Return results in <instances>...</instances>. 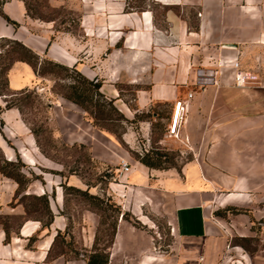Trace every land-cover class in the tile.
<instances>
[{"label": "crops", "instance_id": "1", "mask_svg": "<svg viewBox=\"0 0 264 264\" xmlns=\"http://www.w3.org/2000/svg\"><path fill=\"white\" fill-rule=\"evenodd\" d=\"M84 2L90 7L82 21L84 30L88 28L85 47L64 36L51 41L50 25H40L30 17L23 0L2 3L3 14L16 24L0 14V38L20 41L40 59L47 53L87 78L97 73L81 63L75 52L83 50L90 59L107 52L104 67L141 85L139 106L183 100L186 107L180 131L193 147L195 159L181 170L135 162L122 179L127 192L146 185L161 194L176 241L165 257L170 264H264V248L247 252L230 241V226L238 228L244 219L231 216L228 225L216 213L226 204L249 205L252 213L259 208L264 211V0ZM234 59L238 68L229 63ZM237 71L248 72L251 78L237 85ZM43 79L22 60L13 62L8 71L13 91L37 86ZM103 85L110 88V84ZM174 113L175 107L172 119ZM0 116L7 136L24 137L25 144L17 148L22 160L36 165L42 154L19 110L6 109ZM89 133V145L96 154L97 143L91 136L96 140L97 129L90 125ZM0 148L8 158L15 153L1 136ZM43 180L31 183L29 189L38 195L51 194L49 226L44 228L39 219L25 217L7 239L0 222V264H86L82 257L49 258L54 237L64 230L66 219L60 179L47 176ZM15 189V182L0 178V214L23 213L18 202L8 205ZM32 236L36 238L30 241ZM91 242V237L89 243L86 238L85 246Z\"/></svg>", "mask_w": 264, "mask_h": 264}, {"label": "rangeland", "instance_id": "2", "mask_svg": "<svg viewBox=\"0 0 264 264\" xmlns=\"http://www.w3.org/2000/svg\"><path fill=\"white\" fill-rule=\"evenodd\" d=\"M24 1L32 8L30 17L40 25H50L51 41L64 36L76 39L82 47L87 45L88 28L84 30L82 21L90 7L84 0ZM75 53L81 63L96 71L88 79L100 82L99 88H91L84 74L73 66H62L47 53L42 60H36L20 44L0 39V113L10 108L19 110L42 154L36 165L24 162L17 151L25 144L24 137L7 136L4 121L0 123V136L5 145L15 150L8 158L0 148V178L16 183L8 205L18 202L23 211L0 214V222L10 233L25 217L47 223L51 216L49 200L32 193L29 185L44 183L47 176L57 177L66 226L56 238L54 252L63 250L72 257L68 259L82 257L86 264L92 254L97 259L106 256V264H170L165 257L171 254L176 241L161 194L146 185L127 192V182L122 181L126 173L120 163L125 159L131 166L147 158L158 162L159 169L181 170L195 159L194 149L181 131L178 137L169 133L174 103L152 101L139 106L137 92L141 85L121 79L119 71L104 67L107 52L92 59L85 57L83 50ZM17 59L33 62L45 79L38 80L37 86L11 90L8 71ZM103 84H110V88ZM90 125L97 129L96 140L93 133L91 136L97 143L96 154L89 145ZM216 213L228 225L231 216L244 219L238 222V228L230 226L232 244L247 252L264 248L262 209L252 213L249 205L226 204ZM85 236L88 243L92 239L87 246Z\"/></svg>", "mask_w": 264, "mask_h": 264}, {"label": "trees", "instance_id": "3", "mask_svg": "<svg viewBox=\"0 0 264 264\" xmlns=\"http://www.w3.org/2000/svg\"><path fill=\"white\" fill-rule=\"evenodd\" d=\"M5 1H7V0H0V14H1V15H2L7 21L16 24L15 21L9 19L5 14H3L2 10H1V5H2V3L5 2ZM23 1H24V0H23ZM24 4H25V8H26V12H27V14H28V15H31L30 12L32 11V8L29 6V4H28L26 1H24ZM2 38L5 39V41H7V42H15V43L20 44V46H21L23 49H25L26 52H28V53L31 54V58H36V60L40 59V57H39L38 55H36L31 49H29L27 46H25V45H24L23 43H21L20 41H17L16 39H12V38H7V37H2ZM0 39H1V38H0ZM17 60L26 61V62H28L29 64H31V65L35 68V65L33 64V62H31V61H29V60H25V59H17ZM40 60H42V59H40ZM15 61H16V60H15ZM61 65L64 66V67H66V68H68V66H66V65H63V64H61ZM9 68H10V67H9ZM72 68H73V67H72ZM74 69L77 70L75 67H74ZM35 70H36V68H35ZM36 71H37V70H36ZM77 71H78V70H77ZM37 73H38V72H37ZM38 74H39V73H38ZM39 75H40V74H39ZM84 77H85V76H84ZM85 78H86V77H85ZM86 80H87V82L89 83V85L91 86V88L97 89V88L100 87V82H98V81H95V82H94L93 80L88 79V78H86ZM73 88H74V86H73ZM2 122H3V120H2V118H1V116H0V123H2ZM140 161H141V163H143L144 165H146V166H148V167H150V168H159V163H158V162H155V161H152V160H150V159L143 158V159H141ZM42 196H45V198H46V196H47V198H48V195H47V194H42ZM47 198H46V200H47ZM48 206H49V205H48ZM49 211H50V213H51V216H50V219H49V221H48L47 223L42 224V226H43L44 228L49 226V224H50V222H51V219H52V217H53V213H52V211L50 210V208H49ZM5 230H6V238L8 239L9 236H10V232L7 230L6 227H5ZM60 233H61V231H58L57 234H56L55 237H54L53 243H52V245H51V249H50V251H49V258H50V257L59 256V255H63V256H64L65 258H67V259H68V258H72V257H70V256H67V254H66L63 250H61V251H59V252H54L55 241H56V238L60 235ZM35 238H36L35 236H32V237L30 238V241L34 240ZM73 258H76V257L73 256ZM86 261H87V264H106V263H107V257L105 256V257H103L102 259H97L96 255L92 254V255H90V256L87 258Z\"/></svg>", "mask_w": 264, "mask_h": 264}, {"label": "built area", "instance_id": "4", "mask_svg": "<svg viewBox=\"0 0 264 264\" xmlns=\"http://www.w3.org/2000/svg\"><path fill=\"white\" fill-rule=\"evenodd\" d=\"M229 63L231 64L233 68H238L239 63L236 59H234L233 61H230ZM249 78H251V75L248 72L237 71L234 75V82L237 85H243ZM187 96L191 97L192 92H188ZM174 107H175L174 117L172 120V124L171 123L169 124L168 129H169L170 134L174 135L175 137H178L180 133L183 112L185 111L186 105L183 100L178 99L174 102ZM120 166H121L122 172L127 173L130 171L131 166L127 160L122 159ZM1 197H2V194L0 191V203H1Z\"/></svg>", "mask_w": 264, "mask_h": 264}, {"label": "bare ground", "instance_id": "5", "mask_svg": "<svg viewBox=\"0 0 264 264\" xmlns=\"http://www.w3.org/2000/svg\"><path fill=\"white\" fill-rule=\"evenodd\" d=\"M173 120V119H172ZM171 124H172V121H171Z\"/></svg>", "mask_w": 264, "mask_h": 264}]
</instances>
